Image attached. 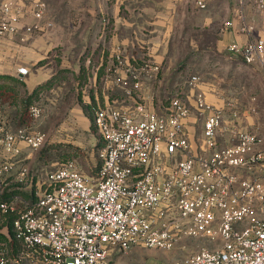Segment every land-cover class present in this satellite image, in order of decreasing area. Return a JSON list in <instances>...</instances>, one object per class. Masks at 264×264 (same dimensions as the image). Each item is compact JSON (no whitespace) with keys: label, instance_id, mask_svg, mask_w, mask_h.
I'll list each match as a JSON object with an SVG mask.
<instances>
[{"label":"built area","instance_id":"2783aa9c","mask_svg":"<svg viewBox=\"0 0 264 264\" xmlns=\"http://www.w3.org/2000/svg\"><path fill=\"white\" fill-rule=\"evenodd\" d=\"M243 1L238 0L235 15L247 40L229 44L226 53L264 70V36L253 35L255 23L245 17ZM207 2L195 0V5L204 9ZM251 2L264 12V0ZM11 5L2 4L0 35L16 31L7 16ZM45 11L44 1L33 4L36 22L25 26L28 33L42 29ZM231 26L225 20L221 31ZM114 62L120 75L113 83L130 98L142 77L153 79L160 72V64L143 57L132 61L121 48ZM197 81L192 75L187 84L193 87ZM167 101L159 110L147 100L124 105L111 99L93 107L102 144L93 176L70 161L44 175L26 163L15 168L20 144L38 150L45 134L9 127L0 111V214L8 218L15 242L9 248L0 241V264H107L116 248L170 250L183 236L219 241L183 264H264V150L243 126L245 112L232 100L216 105L198 92L191 108L178 94ZM27 113L37 119L42 110L31 103ZM191 116L202 123L203 140L196 151L187 128ZM10 176L18 192L3 198L13 182Z\"/></svg>","mask_w":264,"mask_h":264},{"label":"rangeland","instance_id":"374dc122","mask_svg":"<svg viewBox=\"0 0 264 264\" xmlns=\"http://www.w3.org/2000/svg\"><path fill=\"white\" fill-rule=\"evenodd\" d=\"M95 1L52 0V6L60 7L58 11L54 8L52 14L66 16L69 22L67 28H77V22L84 13L83 4ZM184 1L186 6L180 10L178 17L179 21L183 20V30L175 34L174 48L170 49V55L165 59V70H168L163 74L165 81L158 89L160 101L152 107L156 110L162 109L171 95L178 94L191 108L194 92L200 93L208 102L214 104L232 100L241 112H245L242 117L243 126L257 136V147L264 150V70L244 64L239 58L228 57L226 47L216 45L225 17V13L220 9V3L224 0H218L219 8L215 7L214 1L208 0L204 9L197 8L195 0ZM229 1L235 6L239 5L238 0ZM89 6L91 7V4ZM135 10L133 15L137 19L152 15V10ZM253 12L258 13L254 8ZM253 12L251 9L245 11L246 18L249 19ZM142 31L145 35L148 34L147 25ZM62 43L64 44V41ZM73 46L80 48V42L74 43ZM142 50L147 51L146 47ZM83 55L81 50L75 51L71 58L66 59L68 62H65L68 64L74 59L80 64L84 59ZM50 59L52 60V56ZM53 59L52 64H55V59L60 60L59 57ZM144 59L157 63L152 57ZM192 75L198 76V81L193 87L187 84ZM67 76H62L58 85L44 91L34 100L42 110L39 118L27 117L28 106L25 109L22 103L23 96L26 95L23 89L19 90L18 97L13 99L12 104L18 106L25 114L24 125L45 134V140L38 150H27L33 153L31 163L35 159L34 164H38L37 174L44 175L58 164L70 161L81 172L92 176L102 158V144L90 114L78 95L80 89L75 88L78 86L72 76ZM189 131L199 148L203 140L201 120L191 116ZM220 141L222 142V138ZM16 187L14 182L7 190L11 192L17 190ZM2 218L0 214V222ZM0 241L5 242L9 248L15 246L11 227H8L5 233L0 232ZM216 243L219 241L214 242L202 236H183L170 250L144 246L125 250L116 248L108 257L107 264H183L195 251L202 247H215Z\"/></svg>","mask_w":264,"mask_h":264},{"label":"crops","instance_id":"0c3cea01","mask_svg":"<svg viewBox=\"0 0 264 264\" xmlns=\"http://www.w3.org/2000/svg\"><path fill=\"white\" fill-rule=\"evenodd\" d=\"M5 1L12 2L7 16H9V22L16 27V31L0 35V74L18 77L22 81L24 93L32 92L38 85L54 76L60 68H66L68 73L64 72L63 77L66 78L67 74H70L76 86L78 82L74 75L79 72L86 74L83 84L75 87L80 89L78 95L85 106L104 104L111 99H116L124 105H130L138 100H147L153 106L160 101L158 89L165 81L163 74L168 71L165 70V59H168L170 49L174 48L175 34L183 30V20L179 21L178 17L180 10L186 6L184 0H96L92 3H84V8L82 7L84 13L77 22L79 29L78 27L67 28L69 22L66 16L52 14L54 8L58 11L60 7L52 6V0H42L46 4L45 15L39 22L43 27L40 31L32 33H28L25 26L36 22L32 15V8L38 0H0V20L4 14L2 4ZM212 1L215 7L219 8L218 0ZM251 1H243L244 14L249 9L252 12L253 8L255 9ZM236 7L229 0L220 3V9L225 13L224 21L230 20L232 26L220 32L216 42L218 47L227 48L231 43L241 44L247 40V36L238 31L239 20L235 15ZM135 8L152 10V15L137 19L133 15L136 13ZM249 19L255 23L253 35L264 36V12L257 14L253 12ZM47 22H52L53 26L47 27ZM146 25L147 35L142 31ZM76 42H80V48H74L73 45ZM140 47L142 49L146 47L147 51L140 50ZM118 48L131 58L140 60L142 57L149 59L152 57V60L160 64V72L156 78L142 77L133 98L123 95L122 89L113 83V77L120 75L115 70L114 62V53ZM80 50L84 54L82 63L79 64L78 61L71 59L66 64L68 62L66 59ZM53 57H59L60 60L55 59V64H52ZM19 68H25L27 72L19 73ZM53 88L54 86L51 89ZM43 92L40 91L39 95ZM0 109L2 119L9 127H29L23 124L25 114L19 112L18 106L6 101ZM27 117L31 118L28 114ZM187 128L189 130V124ZM189 135L192 149L196 151L198 147L190 131ZM20 145L21 153L13 158L14 167L16 168L19 163H26L31 171L37 172L38 164H34L35 159L31 163L33 153L27 152L28 149L24 144ZM10 179L13 181V176H10ZM8 227L10 222L3 216L0 232H7Z\"/></svg>","mask_w":264,"mask_h":264},{"label":"trees","instance_id":"16d2710c","mask_svg":"<svg viewBox=\"0 0 264 264\" xmlns=\"http://www.w3.org/2000/svg\"><path fill=\"white\" fill-rule=\"evenodd\" d=\"M64 72L68 73V69L66 68H60L54 76H52L50 79L45 81L44 83L38 85L32 92L27 93L25 96H23V106L26 109V107L31 104L35 103L34 100L38 98L40 91H45L51 89L53 86L55 87L60 82L61 76H63ZM84 72V71H83ZM74 77L77 79L78 82L77 85L81 86L83 84V80L86 79V74L79 72L78 74L74 75ZM22 81L18 77H13L7 74H0V108L3 106V104L7 101L9 104L13 103V99H17L19 90L22 89ZM124 95V94H123ZM6 98V99H4ZM105 104V103H104ZM98 104H87V106L83 105L85 109L88 110L91 121L93 122V107ZM100 105H103V103H100ZM1 111V109H0ZM22 114L23 112L20 111ZM25 120H23L24 122ZM101 161L99 162L97 168H95V172L93 175L96 174V171L100 165ZM92 175V176H93ZM18 192V190H12L9 192L8 190L5 191V194L3 198H6L9 194ZM23 194H26L24 191H22Z\"/></svg>","mask_w":264,"mask_h":264}]
</instances>
